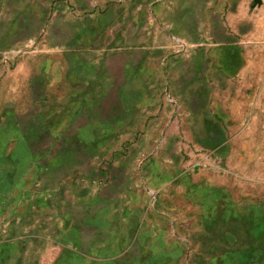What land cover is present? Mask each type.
<instances>
[{"label":"rangeland","instance_id":"1","mask_svg":"<svg viewBox=\"0 0 264 264\" xmlns=\"http://www.w3.org/2000/svg\"><path fill=\"white\" fill-rule=\"evenodd\" d=\"M79 14L0 0V264H264V74L194 85L165 136L183 111L146 85L68 79L56 43Z\"/></svg>","mask_w":264,"mask_h":264},{"label":"crops","instance_id":"2","mask_svg":"<svg viewBox=\"0 0 264 264\" xmlns=\"http://www.w3.org/2000/svg\"><path fill=\"white\" fill-rule=\"evenodd\" d=\"M251 2L74 0L81 14L68 15L65 38L56 45L68 79L81 75L82 85H146L149 104L182 110V117L161 130L165 135L174 119L178 125L186 120L187 107L197 114L194 85H261L264 56L251 49L256 40L251 28L264 0ZM53 20L58 23L57 13Z\"/></svg>","mask_w":264,"mask_h":264}]
</instances>
